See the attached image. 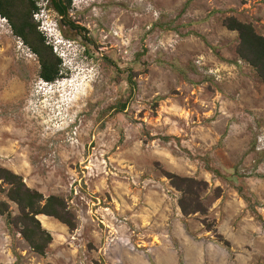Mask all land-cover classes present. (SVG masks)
<instances>
[{
  "label": "rangeland",
  "instance_id": "rangeland-1",
  "mask_svg": "<svg viewBox=\"0 0 264 264\" xmlns=\"http://www.w3.org/2000/svg\"><path fill=\"white\" fill-rule=\"evenodd\" d=\"M37 2L62 75L0 14V166L73 218L47 215L45 264H264V83L223 25L264 35V0ZM172 175L205 183L206 213H182Z\"/></svg>",
  "mask_w": 264,
  "mask_h": 264
},
{
  "label": "trees",
  "instance_id": "trees-1",
  "mask_svg": "<svg viewBox=\"0 0 264 264\" xmlns=\"http://www.w3.org/2000/svg\"><path fill=\"white\" fill-rule=\"evenodd\" d=\"M67 1L66 9H62L60 4L56 3L63 16L67 15L71 6V0ZM37 4V0H0V14L9 21L13 33L22 38L38 56L42 79L46 82H54L62 75V61L38 30L33 18V13L38 11ZM223 25L239 33L240 42L237 52L256 69L264 83V35L257 33L252 23L241 21L236 16L226 17ZM171 178L173 185L182 192L179 204L185 216L207 212L200 199V192L205 183L195 178L178 175H172ZM3 183L10 186L7 189V196L10 201L18 205L19 215H13L9 203L5 200H0V214L6 217L8 225L17 228L34 252L45 255L47 247L52 242V235L42 227L37 218L39 214L53 216L74 228L73 218L61 197L51 195L45 198L41 192L27 186L21 175L0 166V190H4ZM43 201L45 202L42 203ZM225 242L226 246H229V242Z\"/></svg>",
  "mask_w": 264,
  "mask_h": 264
},
{
  "label": "crops",
  "instance_id": "crops-1",
  "mask_svg": "<svg viewBox=\"0 0 264 264\" xmlns=\"http://www.w3.org/2000/svg\"><path fill=\"white\" fill-rule=\"evenodd\" d=\"M42 217L47 218L45 219L46 223L50 224L52 227L45 225L42 221ZM38 218L43 223V226L51 231L50 234L54 236L53 241H56L58 234L53 233L54 229L57 227L55 221L51 220L50 217L45 214L38 215ZM48 253L49 252H47L46 255L50 259L51 255ZM47 257L34 252L20 233H12L8 223L0 214V264H45L48 261Z\"/></svg>",
  "mask_w": 264,
  "mask_h": 264
},
{
  "label": "flooded vegetation",
  "instance_id": "flooded-vegetation-1",
  "mask_svg": "<svg viewBox=\"0 0 264 264\" xmlns=\"http://www.w3.org/2000/svg\"><path fill=\"white\" fill-rule=\"evenodd\" d=\"M56 3L60 4V7L62 9H66V7H68V1L67 0H47L46 5H50V7H52L57 13H59L61 16H63L61 13L60 8L57 7ZM64 17H67V15H65ZM70 27H76V29L79 27L78 25H76L74 22H70L69 23Z\"/></svg>",
  "mask_w": 264,
  "mask_h": 264
},
{
  "label": "bare ground",
  "instance_id": "bare-ground-1",
  "mask_svg": "<svg viewBox=\"0 0 264 264\" xmlns=\"http://www.w3.org/2000/svg\"><path fill=\"white\" fill-rule=\"evenodd\" d=\"M12 67H13V65H12V63H10V61L7 62L6 60H4V58H1V57H0V73H1V78H2V79L7 78L6 73H7V71H8L9 69H12ZM9 72H10V70H9ZM75 90H76V89H75ZM78 93H80V92H77L76 95H77ZM68 100H69V99H68ZM68 103H69V102H68ZM68 103H67V104H68Z\"/></svg>",
  "mask_w": 264,
  "mask_h": 264
}]
</instances>
